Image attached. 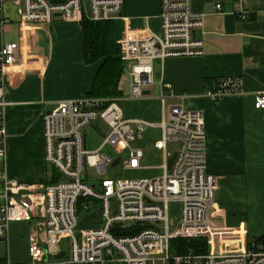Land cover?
I'll list each match as a JSON object with an SVG mask.
<instances>
[{
	"label": "built area",
	"instance_id": "1",
	"mask_svg": "<svg viewBox=\"0 0 264 264\" xmlns=\"http://www.w3.org/2000/svg\"><path fill=\"white\" fill-rule=\"evenodd\" d=\"M122 0H0V264L7 259L5 244L11 222L30 224L27 261L50 264L47 256L59 253V240L66 238L67 252L61 264H264V241L246 242L235 232L215 233L209 224L215 206L216 178L205 169V132L201 111L189 109L186 93L176 94L160 75L154 78V62L168 57L198 56L202 52L201 14L192 13L190 0H159L156 31L119 39V58L124 67L125 93L111 97L81 96L51 102L41 114L43 160L52 166L56 181L47 185L17 181L5 168V126L8 98L3 75L17 57L20 41L3 38L9 23L7 5L17 15L14 34L20 25L49 23L54 19L78 21L114 20ZM216 9H221L215 4ZM241 15L240 18H244ZM157 88L160 117L152 120L123 115L122 101L141 100L145 88ZM243 92L240 77L214 81L203 96L219 100ZM253 109L264 108V91L252 95ZM97 125L103 137L87 148L85 129ZM153 129L150 146L159 152L156 166L143 164L140 145ZM102 133V134H103ZM145 140V139H144ZM175 145L172 156L167 145ZM105 149L111 150L110 154ZM117 160L115 166L112 162ZM118 166L112 177H106ZM150 171L145 176L124 177V172ZM157 172V173H156ZM178 204L171 215L170 207ZM97 204L100 224L78 229L81 213ZM130 231L125 234L124 231ZM223 236H226L223 238ZM205 239L204 254L191 250L176 253L175 239ZM227 243L217 246L213 240ZM235 244L234 246H232ZM232 246V247H231ZM19 264V263H17Z\"/></svg>",
	"mask_w": 264,
	"mask_h": 264
},
{
	"label": "crops",
	"instance_id": "2",
	"mask_svg": "<svg viewBox=\"0 0 264 264\" xmlns=\"http://www.w3.org/2000/svg\"><path fill=\"white\" fill-rule=\"evenodd\" d=\"M190 6L192 13L202 16L197 32L202 40L201 54L155 61L153 75L170 83L174 93H186L185 104L201 111L204 118L205 169L216 178L218 187L215 206L209 213L211 229L219 234L235 232L236 237L250 240L264 233V108H252L253 93L264 91V0H190ZM7 9L9 32H4L3 38H18L20 45L14 54L16 61L3 75L9 100L3 119L5 168L17 181L46 185L56 181L57 175L43 160L41 114L51 102L85 96L100 60L82 62L78 21L21 24L19 34H12L17 15L11 14L9 4ZM120 9L118 17L111 20L115 42L125 36H139L146 29L156 31L160 25L159 0H122ZM222 76L240 77L243 92L219 100L201 95L204 80ZM121 79L123 94L126 79ZM144 91L149 96L120 102L123 115L156 122L160 117L157 88L149 86ZM145 134L142 143L157 137L153 129ZM87 143L88 148L97 145ZM98 210L84 215L95 217L90 223L79 216L82 224L78 229L98 226ZM30 227L23 221L10 223L5 244L10 263L27 261ZM219 240L212 241L215 250L227 245ZM62 241L58 249L66 253ZM56 254L47 256L50 264H61L58 259L62 256L55 258Z\"/></svg>",
	"mask_w": 264,
	"mask_h": 264
},
{
	"label": "trees",
	"instance_id": "3",
	"mask_svg": "<svg viewBox=\"0 0 264 264\" xmlns=\"http://www.w3.org/2000/svg\"><path fill=\"white\" fill-rule=\"evenodd\" d=\"M81 26V39H82V62L91 63L98 62V70L93 75V82L90 89L85 93L86 96L99 97H115L121 95L119 83L121 81V73L124 67L122 61L119 58L118 46L112 37V24L111 21H90L82 16L78 20ZM221 77L206 79L203 81V91L210 88L215 80ZM51 180L48 183H52ZM47 183V184H48ZM46 184V185H47ZM128 234L130 231H124ZM250 240L260 243L264 241V233L259 237L252 238ZM250 240H246L249 243ZM170 245L176 253H183L186 251H192L194 253H201L207 251L208 243L205 239L193 238V239H175L170 241Z\"/></svg>",
	"mask_w": 264,
	"mask_h": 264
},
{
	"label": "rangeland",
	"instance_id": "4",
	"mask_svg": "<svg viewBox=\"0 0 264 264\" xmlns=\"http://www.w3.org/2000/svg\"><path fill=\"white\" fill-rule=\"evenodd\" d=\"M6 11L8 13V9H6ZM12 13H13V16H14V14H15L14 8H11V14ZM4 28L5 29H4L3 32L8 33L9 32L8 24H7V26H4ZM13 33L14 32H12V34ZM121 77H122V75H121ZM121 77H120V79H121ZM120 107H122L121 104H120ZM97 126H98V124L97 125L93 124V125H90L89 127H87L85 129V137H87V140H89L90 142H93V144L97 143L95 140H98L99 139V141H100L101 140V137H103V135H104L103 130L100 131ZM87 144L88 143L86 141V145ZM140 145H141V147H143L145 149L144 159L142 161L143 164H145V165H152V166H156L157 167L160 164V162H161V158H160L159 152H156V150H154L153 148H151L149 142H146L145 141L143 143H140ZM88 146L91 147L90 145H87V148H88ZM167 147L169 149V153L170 154H172V152L176 148L175 145H173V144H171V145L168 144ZM105 150L107 152H109L110 154H113V152L111 150H108V149H105ZM109 170L110 169L108 168L107 171H106V174H105L106 177H112L114 175V172H117L118 166L116 168H113V170L111 171V173H110ZM149 172L150 171H147V170H145V171L140 170L139 172H134V173L133 172H131V173L124 172L122 174V176L129 177V178H131V177H138V176H143L144 177L145 174H147ZM96 209H98L97 206H94L89 211V213L88 212L81 213L80 214L81 220H86L88 223H90L91 221H94L95 220V217L93 215H90V217H88V216L85 217L86 216L85 214H90V212H92L93 210H96ZM81 220H80V223L77 224L78 225L77 228L81 226V224H82V221ZM29 230H31V229L29 228ZM62 247L65 248V249H67L66 238H64L63 241H62Z\"/></svg>",
	"mask_w": 264,
	"mask_h": 264
},
{
	"label": "water",
	"instance_id": "5",
	"mask_svg": "<svg viewBox=\"0 0 264 264\" xmlns=\"http://www.w3.org/2000/svg\"><path fill=\"white\" fill-rule=\"evenodd\" d=\"M144 93L145 94H148L149 92H147V91H144ZM172 158H173V154H172V156L170 157V159L168 158L167 159V167L168 166H171V163H172ZM117 160H118V158H116V160L115 161H113L111 164V166H115L117 163ZM178 207V204H176V203H174L173 205H171V207H170V213H171V215H173L175 212H176V208ZM64 253H62V252H59V253H57L54 257L55 258H58V257H60V256H62Z\"/></svg>",
	"mask_w": 264,
	"mask_h": 264
}]
</instances>
